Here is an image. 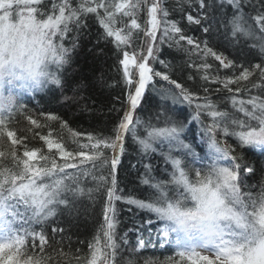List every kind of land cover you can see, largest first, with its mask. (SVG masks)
<instances>
[{
  "label": "snow or ice",
  "instance_id": "6c2138e0",
  "mask_svg": "<svg viewBox=\"0 0 264 264\" xmlns=\"http://www.w3.org/2000/svg\"><path fill=\"white\" fill-rule=\"evenodd\" d=\"M225 3L231 8V16L225 13L216 31L222 27L233 40L257 41L252 46L259 48V62H249L247 67L237 65L210 46L216 23L210 10L215 13L216 9L209 0H177L182 20L197 26L204 39L187 35L178 22L168 20L169 11L161 0H57L50 10L43 0H0V136H6L13 146L10 153L0 151V158L11 156L12 165L4 166L0 159V241H8L0 242L2 264H51L52 256L45 255L50 239L41 226L57 210L71 211L75 197L85 194L84 184L89 178L95 190L105 196L103 225L88 244L89 256H81L80 250L71 254L75 264H115L121 247L116 240L118 202L153 213L163 223L165 235L175 234L181 259L187 257L193 264L197 259L206 264H264V186L258 192L245 190L239 176L240 157L236 154L237 148L264 150V0H259L260 9L251 17L246 14L249 7L256 10L251 0L247 5L245 0H221L220 7ZM139 14L146 15L143 25ZM91 15L103 29V39L114 46L123 82L129 89V106L107 133H80L60 121V128L68 129L71 142L76 145L73 150L62 137L53 138L50 125L27 116L28 123L34 126L28 131L39 137L48 153L40 148L29 149L25 144L27 137L18 136L8 127L14 115L25 107L20 103V94L49 84L63 87L61 71L68 64L71 51L64 41L72 30L79 32L86 27L82 20ZM158 41L161 45H175L190 59L199 58L200 63L193 60L188 67L202 72L200 78L206 83L220 85L217 92L246 91L248 99L237 102L234 96V111L221 110L208 95L201 97L168 74L155 71L150 61L157 59ZM209 57L218 62V69L233 70V74L223 78L219 71L212 74ZM155 77L174 86L162 89L161 99L195 105L191 120L199 123L204 133L207 163H201L204 158L183 137L191 120L186 123L169 116L164 106L163 126L142 125L134 119V111ZM189 79L194 77L190 75ZM253 89L257 90L256 95L251 94ZM209 91L208 87L203 88L205 94ZM46 120L59 121V117L49 113ZM43 127L50 128L48 134L35 131ZM129 135L143 155L159 151L171 167L167 179L157 180L151 176L153 166L144 165L141 183L150 190L145 199L125 194L119 187L117 165ZM229 138L234 143H229ZM17 145L25 147L22 157ZM197 163L201 166L197 167ZM87 191L91 195L93 189ZM21 205L24 212L19 210ZM63 231L52 229L53 233ZM29 240L40 255L23 259ZM10 248H15L21 258L9 256L5 261L3 252ZM200 250L214 258L201 255ZM59 255L68 254L61 249ZM126 264L137 262L130 258Z\"/></svg>",
  "mask_w": 264,
  "mask_h": 264
},
{
  "label": "trees",
  "instance_id": "16d2710c",
  "mask_svg": "<svg viewBox=\"0 0 264 264\" xmlns=\"http://www.w3.org/2000/svg\"><path fill=\"white\" fill-rule=\"evenodd\" d=\"M53 2H57V0H43L49 10ZM75 2L76 0H73V3ZM161 3L169 11L167 19L178 22L185 28L187 35L200 39L206 38L197 26H189L186 19L182 20V13L177 0H161ZM209 3L216 9L215 13L210 10V15H214L216 21L213 23L214 30L210 46L234 60L237 65L243 64L247 67L249 62H259L261 59L259 48L252 46L254 43H258L257 41L249 40L245 43L243 40H233L230 36L225 35L222 27L216 31L218 22L224 14L227 13L229 17L231 16V8L227 3L224 4L223 8L220 7L221 0H209ZM245 3L247 5L248 0H245ZM251 3L255 5L256 10L254 11L251 7L247 8L246 14L249 17L255 16L260 9L259 0H251ZM138 18L143 25L146 15L139 14ZM249 22L254 24L251 20ZM82 23L87 26L79 32L72 30L64 41L65 46L71 51L69 62L61 71L63 87L49 84L42 89L20 94V103L25 107L14 115L8 127L10 130H14L18 136L27 137L25 144L29 149L40 148L45 154L48 153L46 146L39 137L33 136L32 132L28 131L30 127L34 126L28 123L27 116L50 125L53 138L62 137L68 144L69 150H73L76 145L71 142L72 138L68 129L60 128V121L67 122L69 128L80 133H107L118 121V118L123 116L124 110L128 107L129 89L123 82L122 68L118 63L114 46L103 39V29L94 15L86 17ZM157 47L159 48V51L155 53L157 59L150 61V66L155 71L168 74L172 79L198 93L201 97L208 95L221 110L234 111L232 108V97L234 96L237 102L241 99H248L249 93L246 91L229 93L222 89L217 92L216 89L220 85L208 84L203 81L200 78L202 72H197L196 69L188 67V63L193 60L200 63L199 58L193 56L190 59L183 50L178 49L175 45L170 47L168 42L161 45L158 41ZM208 62L213 65L212 74L219 71L221 78L225 74H233V70L218 69V62L211 57L208 58ZM190 75L194 79L190 80ZM204 87L210 89L207 94L203 92ZM169 88H174V86L159 77H155L153 82L146 87L141 102L134 111V119H139L142 125L151 123L153 126H163L165 117L161 115V109L164 106L168 109L167 114L169 116L183 119L188 123L195 112V105L189 106L186 102L180 101L173 103L171 98L161 99V90ZM133 89L134 87L131 90L133 91ZM251 94L256 95L257 90L253 89ZM49 113L58 116L59 121H47L46 115ZM50 128L43 127L35 129V131L46 135ZM140 134H144L143 127L140 129ZM183 137L186 143L193 146L196 154L204 158L201 163H207L208 150L206 143L202 140L204 133L200 124L191 120L183 133ZM204 139L206 140V137ZM228 142L234 143V140L229 138ZM12 147L6 136H0V151L10 153ZM16 150L22 157L25 147L24 145H17ZM236 154L240 157L239 176L241 185L246 191L258 192L264 186V150L254 147L237 148ZM0 159L3 160L4 166H12L10 155ZM186 159L192 160L191 157ZM149 163L153 166L151 176L157 180L168 178L171 167L165 164L163 157L159 155V151L147 156L143 155L139 145L129 135L125 141V151L117 165L119 187L124 190L125 194L140 199L148 197L150 190L141 183V178L145 173L144 165ZM201 163H197L196 166L200 167ZM84 187L85 194L75 197L71 211L57 210V214L41 226L50 239L51 246L45 255L52 256L51 264H68L69 260H71V264H75L71 254L77 250H80L81 256H89L88 244L100 233L103 225L104 193L95 190V185L92 184L90 178ZM88 188L93 189L91 195L88 194ZM116 207L119 220L116 240L121 247L116 253L115 264H126L130 258L136 260L137 264H145V261H150L151 264H193V262H189L185 258L181 259L177 255V250L173 245L175 235H165L162 231L163 223L159 222L153 213L119 202ZM19 210L24 212V207L21 205ZM149 220L152 221L151 224L148 223ZM53 227L63 228L64 231L63 233H53ZM125 240L127 243H124ZM1 242L8 243L7 240ZM26 248L27 252L22 257L23 259H27L28 256L40 255L38 248L33 249L31 247L30 240ZM61 249L68 255L61 257L59 255ZM8 251H14L17 254L15 248L5 249V253ZM196 264H206V262L200 261Z\"/></svg>",
  "mask_w": 264,
  "mask_h": 264
},
{
  "label": "rangeland",
  "instance_id": "374dc122",
  "mask_svg": "<svg viewBox=\"0 0 264 264\" xmlns=\"http://www.w3.org/2000/svg\"><path fill=\"white\" fill-rule=\"evenodd\" d=\"M133 92H134V89H133ZM129 106V105H128ZM128 108V107H127ZM127 110V109H126ZM175 235V234H174ZM1 242V241H0ZM174 247L176 248V244H175V242H174ZM176 250H177V252H178V249L176 248ZM201 251V255H209L210 256V258H214V257H211V254L210 253H208V252H204V251H202V250H200ZM16 255V256H15ZM9 256H12V257H14V258H17V259H19V258H21L20 256H18L14 251H8V252H6L5 253V251L3 252V257H4V260L5 261H7V258L9 257ZM185 259L187 260V261H189V262H193V260H190V259H188L187 257H185ZM195 259V258H194ZM196 262H200L198 259L196 260ZM201 262H203V261H201ZM9 264H10V262H9Z\"/></svg>",
  "mask_w": 264,
  "mask_h": 264
}]
</instances>
